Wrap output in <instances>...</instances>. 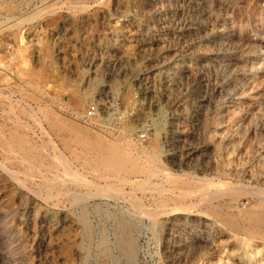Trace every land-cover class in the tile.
Here are the masks:
<instances>
[{
	"label": "rangeland",
	"instance_id": "374dc122",
	"mask_svg": "<svg viewBox=\"0 0 264 264\" xmlns=\"http://www.w3.org/2000/svg\"><path fill=\"white\" fill-rule=\"evenodd\" d=\"M0 130L87 181L44 200L0 148V264H264L230 225L264 189V0H0Z\"/></svg>",
	"mask_w": 264,
	"mask_h": 264
},
{
	"label": "bare ground",
	"instance_id": "6f19581e",
	"mask_svg": "<svg viewBox=\"0 0 264 264\" xmlns=\"http://www.w3.org/2000/svg\"><path fill=\"white\" fill-rule=\"evenodd\" d=\"M209 2V1H208ZM204 26V25H203ZM192 27V26H191ZM196 30H197V28H196ZM189 34V33H188ZM222 35V34H221ZM197 36V35H196ZM195 36V37H196ZM226 36H227V34H226ZM199 37V36H198ZM215 37V36H214ZM225 37V36H224ZM182 38V37H181ZM187 38V37H186ZM193 38V37H192ZM201 38V37H200ZM191 39V38H190ZM196 39V38H195ZM210 39V38H209ZM218 39V38H217ZM222 40V39H221ZM199 41V40H198ZM186 42V41H185ZM187 43V42H186ZM188 45V44H187ZM198 45V44H197ZM196 46V45H195ZM194 48V47H193ZM192 50H194V49H192ZM179 51V50H178ZM175 52V51H174ZM189 53V52H188ZM178 54V53H177ZM186 54V53H185ZM181 56V55H180ZM183 56V55H182ZM198 63V62H197ZM166 65V64H165ZM175 68V67H174ZM171 84V83H170ZM169 84V85H170ZM175 84V83H174ZM12 85V84H11ZM8 87V86H7ZM13 87V86H12ZM168 87V86H167ZM167 89V88H166ZM14 90V89H13ZM168 90V89H167ZM10 93V92H9ZM5 95H7V94H5ZM33 109V108H32ZM8 119V118H7ZM3 120V119H2ZM7 121V120H6ZM15 123V122H14ZM24 124V123H23ZM15 125V124H14ZM23 126V125H22ZM24 127V126H23ZM25 128V127H24ZM10 129V128H9ZM23 129V128H22ZM1 131V130H0ZM10 131V130H9ZM12 131H13V129H12ZM84 131V130H83ZM16 132V131H15ZM3 134V133H2ZM47 134V133H46ZM165 134V133H164ZM6 135V134H5ZM15 135V134H14ZM10 136V135H9ZM17 136V135H16ZM27 136V135H26ZM175 136V135H174ZM20 137H21V135H20ZM25 137V136H24ZM86 137V136H85ZM29 138V137H28ZM10 139H11V136H10V138L8 139V140H6L4 137L2 138V137H0V148H2L3 150L2 151H4L5 153H3V154H6V156H7V162H11V163H18V164H20L22 167H23V164H25V163H27L28 164V166H26L27 167V169H34V168H36L35 170H37L39 173H40V175H41V182H40V184H38L39 185V187L38 188H40V190L38 191V195L39 196H41L42 198H44V200H48V199H51L52 198V194H53V190L54 189H57V190H59L60 192H63V193H65V195L67 194V195H69L74 201H78L82 196H81V194H79L78 192V189H79V187H81V186H83L84 184H86L87 183V181H86V178H84V177H82V176H79V174H78V172H76V171H74L73 170V168L71 167V164L67 161V159H66V156L64 157L63 155H61V156H59V161H60V164L58 165V166H54L53 164H44L43 162H42V158L41 157H38V158H35V156H34V154L32 153V151H31V148H23V147H20V148H22V149H18L17 151L15 150V145L13 144V141H10ZM26 139V138H25ZM13 140V139H12ZM15 140V139H14ZM16 140H17V138H16ZM20 140H21V138H20ZM30 140V139H29ZM33 140V139H32ZM18 141H19V139H18ZM21 142V141H20ZM161 142V141H160ZM15 143V142H14ZM166 143V142H165ZM36 144V143H35ZM156 145V144H155ZM17 146V145H16ZM22 146V145H21ZM30 146V145H29ZM40 146V145H39ZM32 147V146H31ZM33 147H35V146H33ZM38 147V146H37ZM189 147V146H188ZM193 147V146H192ZM197 147V146H196ZM18 147H16V149H17ZM42 148V147H41ZM40 148V149H41ZM46 148V147H45ZM116 148V147H115ZM36 150V149H35ZM42 150V149H41ZM191 150V149H190ZM189 150V151H190ZM106 151V150H105ZM195 151V150H194ZM57 152V151H56ZM165 152V151H164ZM170 152H171V150H170ZM39 153H40V150H39ZM201 153V152H200ZM200 153H198V154H200ZM206 153V152H205ZM64 154V153H63ZM190 154H191V152H190ZM49 155V154H48ZM37 156V155H36ZM53 156V155H52ZM43 157V156H42ZM48 157H50V155L48 156ZM78 157V156H77ZM171 157V156H170ZM197 157V156H196ZM43 158H45V157H43ZM51 158V157H50ZM58 158V157H57ZM149 158V157H148ZM153 158V157H152ZM151 157H150V159H152ZM123 159V158H122ZM172 159V158H171ZM49 160V159H48ZM47 160V161H48ZM78 160V159H77ZM118 159H116V158H113L112 157V159H104V160H100V163H99V165H101V166H103V167H106V168H109V170L111 169V171H112V169L113 170H118V168H120V166L122 165H120V161L118 160ZM36 161H41V164H42V166L41 167H37V166H35L33 163L34 162H36ZM79 161H80V158H79ZM133 161V160H132ZM131 161V162H132ZM154 161V160H153ZM156 161V160H155ZM51 162H52V160H51ZM85 162V161H84ZM133 162H136V161H133ZM138 162V161H137ZM136 162V163H137ZM6 163V162H5ZM15 163V164H16ZM48 163V162H47ZM130 163V162H129ZM141 163V162H140ZM140 163H138V164H140ZM147 163V162H146ZM157 163V162H156ZM7 165V164H6ZM13 165V164H12ZM11 165V166H12ZM17 165V164H16ZM89 165V164H88ZM144 165V164H143ZM14 166V165H13ZM138 166V165H137ZM149 166V165H148ZM148 166H143L144 168L143 169H145V167H147L146 168V170L147 169H149L148 168ZM10 167V166H9ZM18 167V166H17ZM61 167V168H60ZM89 167H90V165H89ZM131 167H133V166H131ZM142 167V166H141ZM161 167H162V165H161ZM24 168V167H23ZM23 168L21 169V170H23ZM44 168V169H43ZM85 168V167H84ZM87 168H88V166H87ZM121 168H123V166L121 167ZM139 168H140V166H139ZM153 168H154V166H153ZM18 169V168H17ZM105 169V168H104ZM124 169H126V168H124ZM127 169H129V168H127ZM2 170V169H1ZM10 170V169H9ZM13 170V169H12ZM88 170V169H87ZM94 170V169H93ZM96 170V169H95ZM109 170H108V172H109ZM133 170V169H132ZM92 171V170H91ZM102 171V170H101ZM129 171V170H128ZM135 171V170H134ZM137 171V170H136ZM140 171H142L141 169H140ZM164 171V170H163ZM29 172V171H28ZM36 172V171H35ZM62 172L64 173V174H66L67 175V177H65L64 175H62ZM90 172V171H89ZM96 172V171H95ZM95 172H93V173H95ZM117 172V171H116ZM119 172V171H118ZM130 172H131V170H130ZM143 172V171H142ZM142 172H140L141 174H142ZM18 173H21V171L20 172H15V171H11L10 172V174H11V176L13 177V178H18ZM28 178H32V175L31 174H29V173H27L25 170H24V172H23ZM112 173V172H111ZM134 173V172H133ZM144 173V172H143ZM158 173V172H157ZM161 173V172H160ZM164 173V172H163ZM107 174V173H106ZM114 174V173H113ZM126 174H128V173H126ZM137 174V173H136ZM7 175V174H6ZM22 175V174H21ZM20 175V176H21ZM93 175V174H92ZM111 175V174H110ZM115 175V174H114ZM125 175V174H124ZM177 175V174H176ZM176 175H173V176H175L176 177ZM99 176V175H98ZM130 176H132V175H130ZM158 176V175H157ZM167 176V175H166ZM173 176H171V178L173 177ZM178 176V175H177ZM180 176V175H179ZM262 176V175H261ZM22 177V176H21ZM70 177V178H69ZM105 177V176H104ZM119 177H121V176H119ZM128 177H129V175H128ZM165 177V176H164ZM163 176H162V178H164ZM160 178V177H159ZM168 178H170V177H168ZM167 178V179H168ZM20 179V178H19ZM88 179V178H87ZM114 179V178H113ZM133 179H134V176H133ZM154 179V178H153ZM153 179H151V180H153ZM166 179V178H165ZM178 179V178H177ZM103 180V179H102ZM104 180H105V178H104ZM162 180V179H161ZM160 180V181H161ZM191 180V179H190ZM213 180H215V179H212V178H207V177H205V178H202L201 179V183L203 184V185H211V183H212V185H213ZM14 181V180H13ZM20 181V180H19ZM35 181H36V179H35ZM118 181V180H117ZM138 181V180H137ZM260 181H261V179H260ZM16 182V181H15ZM32 182V181H31ZM34 182V181H33ZM89 182L91 183V180L89 179ZM93 182V181H92ZM108 182V181H107ZM140 182H141V180H140ZM217 182V181H216ZM16 183H20V182H18V180H17V182ZM97 183V182H96ZM120 183V182H119ZM128 184H132L133 182H127ZM192 183V182H191ZM215 183V182H214ZM218 183V182H217ZM217 183H215V185H217ZM110 185H111V183H110ZM140 185H142L141 183H140ZM145 185L147 186V183H145ZM183 185H184V183H183ZM212 185H211V187H212ZM20 186H21V183H20ZM28 186V185H27ZM93 186V185H92ZM175 186V185H174ZM194 186V185H193ZM192 185H191V187H193ZM235 186V185H234ZM23 187V186H22ZM89 187V186H88ZM98 187V186H97ZM121 187V186H120ZM156 187V186H155ZM197 187V186H196ZM218 187V186H217ZM240 187V186H239ZM37 188V187H36ZM98 188H100V187H98ZM104 188V187H103ZM134 188V187H133ZM148 188H150V187H148ZM152 188V187H151ZM179 188V187H178ZM181 188V187H180ZM179 188V189H180ZM186 188H187V186H186ZM257 188V187H256ZM255 188V190H253L254 191V193L255 194H257L259 197H260V199H261V203H260V201L259 200H257L259 203V205L257 206V207H253L251 210H252V212H250L249 214H247V217H245V215H244V218H247L246 219V221H247V223H244L243 224V222L241 223V225L240 224H234V223H230V225H232V227L233 228H235V231L237 232V236L240 234V235H242V236H244V238L246 237V243H245V246L246 247H249L250 245H251V243H250V241L252 240H262V241H264V189L263 188H257L256 189ZM83 189V188H82ZM108 189H110V188H108ZM129 189V188H128ZM211 189H213L214 190V192H213V194L214 195H216V193H215V191H217V190H215V189H217V188H211ZM102 190V189H101ZM105 190V189H104ZM135 190V189H134ZM159 190V189H158ZM162 189H160V191H161ZM208 190L210 191V188H208ZM219 190V189H218ZM227 190V189H226ZM241 190H242V192H244L243 191V189H240V192H241ZM106 191V190H105ZM160 191H159V193H160ZM171 191V190H170ZM229 191V190H228ZM236 191H238V190H236ZM235 191V192H236ZM59 192V193H60ZM126 192V191H125ZM142 192V191H141ZM189 192H191V191H189ZM194 192H196V191H194ZM198 192V191H197ZM221 192V191H220ZM220 192H218V193H220ZM234 192V191H233ZM239 192V191H238ZM118 193V192H117ZM162 193V192H161ZM178 193V192H177ZM237 193V192H236ZM129 194V193H128ZM134 194H135V192H134ZM212 193L210 192V194H209V196L211 195ZM213 194L211 195V196H213ZM61 195V194H60ZM114 195H116V194H114ZM118 195L120 196V194L118 193ZM117 195V196H118ZM130 195V194H129ZM208 195V194H207ZM210 196V197H211ZM69 197V198H70ZM135 197V196H134ZM186 197V196H185ZM207 197V196H206ZM205 197V198H206ZM205 198H201L202 200H204ZM133 199V198H132ZM161 199V198H160ZM179 199H180V197H179ZM199 199V198H198ZM128 200V199H127ZM163 200V199H162ZM167 200V199H166ZM206 200V199H205ZM176 201V200H175ZM178 201V200H177ZM182 201H184V200H182ZM181 201V202H182ZM162 202V201H161ZM165 202V201H164ZM173 202H174V200H173ZM201 202V201H200ZM217 202V201H216ZM136 204V203H135ZM220 204V203H219ZM194 205V204H193ZM192 205V206H193ZM179 206V205H178ZM184 206V205H183ZM188 206V205H187ZM191 206V207H192ZM195 206V205H194ZM222 206V205H221ZM213 207V206H212ZM211 207V208H212ZM218 207V206H217ZM220 207V206H219ZM225 207V206H224ZM175 208H177V207H175ZM188 209H189V207H188ZM150 210V209H149ZM211 210V209H210ZM145 211V210H144ZM143 211V212H144ZM162 211V210H161ZM223 211V210H222ZM147 212V211H146ZM162 213V212H161ZM187 213V212H186ZM191 213V212H190ZM248 213V212H247ZM168 214V213H167ZM184 214V213H183ZM215 214H216V212H215ZM220 213H218L217 215H219ZM164 215V214H163ZM154 217H155V215H153ZM220 216V215H219ZM220 217H222V216H220ZM224 217V216H223ZM223 219V218H222ZM220 221H221V219H219ZM224 220H225V218H224ZM204 221V220H203ZM225 221H227V220H225ZM224 221V222H225ZM223 223V222H222ZM224 224V223H223ZM243 224V225H242ZM229 225V224H228ZM228 229V228H227ZM190 232V231H189ZM193 233V232H192ZM233 233V232H232ZM203 234V233H202ZM239 235V236H240ZM206 236V235H205ZM186 238V237H185ZM241 238H243V237H241ZM189 239V238H188ZM191 240H193V237H192V239ZM204 240H206L205 238H204ZM203 240V241H204ZM213 240V239H212ZM245 240V239H244ZM194 241V240H193ZM199 242V241H198ZM236 242H237V240H236ZM243 242V241H242ZM257 242V241H256ZM185 242H184V240H183V244H184ZM253 243H255V242H253ZM260 243V242H259ZM262 244V243H261ZM181 245V244H180ZM187 245V244H186ZM186 245H184V246H186ZM200 245V244H199ZM243 245V244H242ZM241 245V246H242ZM191 246V245H190ZM196 246V245H195ZM263 246V245H262ZM259 247V246H258ZM186 248V247H185ZM196 249V248H195ZM237 249V248H236ZM185 250V249H184ZM193 250H194V247H193ZM242 251H243V249H242ZM240 252V251H239ZM242 254V253H241ZM244 259V258H243ZM246 261V260H245ZM247 263H249V262H247Z\"/></svg>",
	"mask_w": 264,
	"mask_h": 264
},
{
	"label": "built area",
	"instance_id": "2783aa9c",
	"mask_svg": "<svg viewBox=\"0 0 264 264\" xmlns=\"http://www.w3.org/2000/svg\"><path fill=\"white\" fill-rule=\"evenodd\" d=\"M97 114H98V108H97V106H91V107L88 109V112H87L86 118H87V119L94 118Z\"/></svg>",
	"mask_w": 264,
	"mask_h": 264
}]
</instances>
